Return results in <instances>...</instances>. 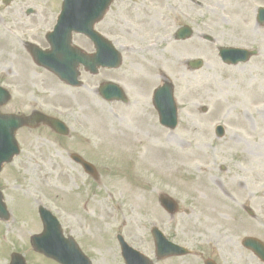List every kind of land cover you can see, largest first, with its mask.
I'll return each mask as SVG.
<instances>
[{
  "label": "rangeland",
  "instance_id": "374dc122",
  "mask_svg": "<svg viewBox=\"0 0 264 264\" xmlns=\"http://www.w3.org/2000/svg\"><path fill=\"white\" fill-rule=\"evenodd\" d=\"M61 1L0 0V85L11 93L0 111H40L69 129L66 137L44 125L17 131L19 154L0 171L10 212L0 221V264H9L12 252L26 264H56L29 243L42 230L38 205L51 211L92 264H124L117 234L153 264H262L240 241L264 242V25L256 22L264 0H114L95 28L123 62L97 75L79 67L77 88L37 66L25 49L27 42L49 47L45 35ZM184 25L193 35L175 40ZM72 44L93 52L82 36L73 35ZM220 46L258 53L231 66L218 57ZM190 59H201V69L190 70ZM162 76L174 87V130L159 124L151 105L122 108L123 116L115 117L119 105L97 93L102 81H113L147 102L148 88ZM216 125L224 127L223 136H215ZM71 153L92 163L98 178L72 162ZM160 193L178 203L174 215L159 205ZM153 226L191 253L155 258Z\"/></svg>",
  "mask_w": 264,
  "mask_h": 264
},
{
  "label": "water",
  "instance_id": "95a60500",
  "mask_svg": "<svg viewBox=\"0 0 264 264\" xmlns=\"http://www.w3.org/2000/svg\"><path fill=\"white\" fill-rule=\"evenodd\" d=\"M4 1L8 3L10 0ZM109 2L110 0H64L55 30L53 33L47 35V39L51 44V50H41L34 45H27V49L34 61L72 86L79 85L77 81L78 72L76 70L79 63H82L92 73L96 72L98 65L118 66L120 61L119 54L114 50H112L113 53H110L109 49L111 47L106 45L107 42L103 41L92 29L93 23L101 17ZM258 20L261 23L264 22V9L260 8L258 10ZM72 30H79L88 35L96 47L99 45L103 46L104 54L98 59L97 51L92 55H87L72 47L70 45ZM190 35L191 30L184 27L177 31L176 38L184 39ZM252 54H255V51L249 52L238 48L226 47L219 49V55L222 60L232 64H236L239 61L244 62ZM188 64L190 68L195 69L199 68L202 62L201 60H192ZM100 91L103 93L105 99L119 96V90L111 84L103 85ZM9 97V94L0 88V106L5 104ZM153 102L159 113L161 124L171 129L174 128L176 125V114L171 86L165 84L157 89L154 93ZM40 122L49 125L59 134L64 135L67 133V129L62 122L39 112H33L29 116L0 114V168L2 163L9 162L13 155L18 153L17 144L14 139L15 131L25 125L36 126ZM222 133V128L218 127L216 134L220 136ZM71 158L80 163L86 172L94 177L96 176V171L91 164L85 162L75 154H72ZM159 202L170 214H173L177 210V204L168 196L161 195ZM39 215L43 222L44 230L41 234L30 237L34 250L43 253L60 264H91L79 250L75 241L69 236L66 238L63 236L59 223L49 211L43 207H39ZM1 217L6 219L8 214L0 194ZM152 235L155 241V255L157 258H165L186 252L184 249L169 242L155 228L152 229ZM117 239L125 264H152L144 255L127 245L120 235L117 236ZM242 244L264 262V244L262 242L248 237L242 241ZM10 264H25V261L21 255L12 254ZM205 264L214 263L207 260Z\"/></svg>",
  "mask_w": 264,
  "mask_h": 264
},
{
  "label": "flooded vegetation",
  "instance_id": "af4514ba",
  "mask_svg": "<svg viewBox=\"0 0 264 264\" xmlns=\"http://www.w3.org/2000/svg\"><path fill=\"white\" fill-rule=\"evenodd\" d=\"M137 8H134V10H136ZM132 12H133V9H132ZM135 12V11H134ZM142 19H144V20H146V16L145 17H141ZM163 80H166V76H162V78H161V80H160V82L159 83H161ZM149 89H150V87L148 88V91H147V94L149 93ZM128 93H130V94H132V91L129 89V92ZM142 95V97H143V94H141ZM124 104H128V102L127 103H124ZM132 104L133 105H139V106H145V105H147L148 104V102H144V101H142L141 100V102H138L137 100H133L132 101ZM146 109V108H145ZM140 112H142V111H140ZM115 115L116 116H119V117H122L123 116V114H118V113H115Z\"/></svg>",
  "mask_w": 264,
  "mask_h": 264
},
{
  "label": "bare ground",
  "instance_id": "6f19581e",
  "mask_svg": "<svg viewBox=\"0 0 264 264\" xmlns=\"http://www.w3.org/2000/svg\"><path fill=\"white\" fill-rule=\"evenodd\" d=\"M157 39H158V38H157ZM157 41H158V40H157ZM179 47H184V46H183V45H180ZM174 60H175V61H174ZM174 60H173L174 62H177V61H178V59H177V60L174 59ZM178 64H179V62H178ZM184 152H185V151L177 150V151H176V155H181V156H182V155L184 154ZM210 202H211V201H210Z\"/></svg>",
  "mask_w": 264,
  "mask_h": 264
}]
</instances>
